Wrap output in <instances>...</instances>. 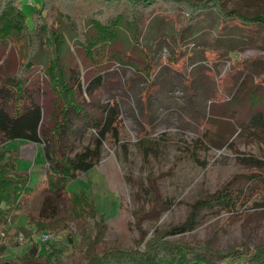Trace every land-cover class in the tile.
<instances>
[{"label": "rangeland", "instance_id": "obj_1", "mask_svg": "<svg viewBox=\"0 0 264 264\" xmlns=\"http://www.w3.org/2000/svg\"><path fill=\"white\" fill-rule=\"evenodd\" d=\"M220 1L227 9L248 14L264 12V0ZM42 4L43 0H22L28 22ZM182 7L172 11L158 5L141 7L136 31L122 30V51L131 46V40L136 41L127 50L135 66L117 59H108L100 67L82 63L85 79L104 69L103 85L95 91L93 100L102 106V115L104 106L110 112L118 104V132H108L98 164L90 171L79 172L69 190H85L94 197L100 213L106 214V246L135 248L139 241L144 246L156 229L184 223L197 200L211 198L226 186L243 188L245 203L228 210L214 202L202 210L196 227L166 238L220 250L232 246L251 249L264 243V192L255 189L262 183L255 174L264 175V165L256 166L253 161H264V143L250 129L238 130L235 120L247 126L249 97L264 89V29L242 28L234 18L222 24L209 11L201 15L206 20L199 17L191 22ZM69 43L66 60H72L73 52L78 54L70 38ZM150 44H161L162 48L154 55L148 48ZM143 48L152 68L149 72ZM0 57V77L11 74L20 61V53L10 47ZM157 79H165L168 86L173 83L171 93L180 89L183 97H170L171 102L150 99L151 92L159 88ZM233 94H240V99L230 104L222 102ZM205 102L208 106L203 111ZM80 125L81 122L76 128ZM96 135L95 128L87 127L83 134H72L71 142L76 151L81 150L94 144ZM25 143L28 141L15 140L0 147L24 148L18 168L30 173L34 188L24 198L21 213L13 218L17 224H28L30 214L41 211L45 198L48 163L43 147H33L30 155L29 148L23 147ZM68 204V199L56 198L46 212L66 216ZM69 233L81 238L77 220L56 237L67 241ZM41 236L42 233H33L34 240ZM0 242L8 246L7 256L17 264H40L34 255H29L33 241L23 233L9 236L0 226ZM63 246L66 249L61 264L85 261L83 252Z\"/></svg>", "mask_w": 264, "mask_h": 264}, {"label": "trees", "instance_id": "obj_2", "mask_svg": "<svg viewBox=\"0 0 264 264\" xmlns=\"http://www.w3.org/2000/svg\"><path fill=\"white\" fill-rule=\"evenodd\" d=\"M154 5L170 11L181 5L191 22L212 10L222 24L234 18L235 24L241 27L264 29V12L248 14L236 8L227 9L220 0H43L42 6L31 14V22H28L22 0H0V53L9 47L20 53L17 68L0 77V147L15 140L39 143L48 163L41 211L30 214L28 224H17L13 218L21 213L24 198L34 188L30 173L18 168L20 150L0 148V226L6 235L23 233L32 240L28 253L40 264H61L66 249L63 245L84 253L85 261L79 264H264V243L251 249L232 246L220 250L166 238L196 227L202 210L212 207L214 202L228 210L245 203L243 188L236 190L226 186L211 198L197 200L184 223L165 230L156 229L144 246L139 241L135 248L106 246L103 241L107 231L106 214L100 213L94 197L85 190H69V184L79 172L90 171L98 164L108 132L111 129L118 132L115 124L118 104L110 112L104 106L102 115L99 110L102 106L93 100L95 91L103 85L104 69L85 79L82 63L100 67L108 59H117L135 66L127 50L136 41L131 40V46L122 51L119 45L121 33L124 28L127 32L131 28L136 31L141 7ZM201 19L206 20V16ZM69 38L78 51V54L72 53V60H66ZM160 48L155 47L154 55ZM67 50L71 51V48ZM142 50L147 67L148 54L145 48ZM179 91H170L169 98L160 101L171 102L170 97L181 99L183 95ZM239 95L233 94L222 102L230 104L240 99ZM249 102L251 111L247 126L235 120L238 130L250 129L264 143V89L262 93H251ZM207 106L205 102L203 111ZM231 111L233 113L235 109ZM80 122L82 125L77 129ZM87 127L97 131L95 143L76 151L71 136L83 134ZM253 161L256 166L264 165V161ZM255 175L262 181L255 189L264 192L263 173L256 172ZM56 198L68 199L66 216L46 212L47 206H52ZM75 220L80 224L81 238L69 233L67 241L58 240L57 235L69 229ZM34 232L43 236L34 240ZM7 248L0 242V264H17L14 258L7 256Z\"/></svg>", "mask_w": 264, "mask_h": 264}, {"label": "crops", "instance_id": "obj_3", "mask_svg": "<svg viewBox=\"0 0 264 264\" xmlns=\"http://www.w3.org/2000/svg\"><path fill=\"white\" fill-rule=\"evenodd\" d=\"M212 11V10H211ZM210 11V12H211ZM211 13H213L214 14V12H211ZM214 16L216 17V15L214 14ZM213 16V17H214ZM217 19V18H216ZM218 20V19H217ZM154 39H156V37L154 36L153 37ZM154 39H152V41L154 40ZM157 46H159V45H154V46H151V44H150V46H148V48H150V49H152V50H155V47H157ZM148 72L149 71H151V66H149L148 67ZM161 69H162V65H161ZM155 75V74H154ZM156 76H159V74H156ZM159 78V77H158ZM155 83H157V84H159V88H157V89H155V90H153V92H151V94H150V99H154V101H156V100H158V101H160L161 99H168L169 98V96H170V91H171V87L173 86V83L171 84V86H168V82L165 80V79H157V80H155ZM193 98H195V96H194V94H193ZM152 99V100H153ZM16 142H18V141H16ZM26 145L25 146H23V147H27V148H29L28 150H29V152H30V155L32 154V150L35 148V149H37V147H40V146H42L41 144H39V143H34V142H29L28 141V143H25ZM34 147V148H33ZM20 150V152H21V156L25 153V151H24V148H21V149H19Z\"/></svg>", "mask_w": 264, "mask_h": 264}, {"label": "built area", "instance_id": "obj_4", "mask_svg": "<svg viewBox=\"0 0 264 264\" xmlns=\"http://www.w3.org/2000/svg\"><path fill=\"white\" fill-rule=\"evenodd\" d=\"M48 236L50 237V235H48ZM48 236H47V237H48ZM45 237H46V236H45Z\"/></svg>", "mask_w": 264, "mask_h": 264}]
</instances>
